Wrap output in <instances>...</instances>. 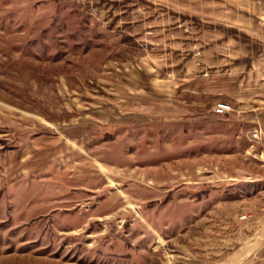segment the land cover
Here are the masks:
<instances>
[{
    "label": "rangeland",
    "instance_id": "rangeland-1",
    "mask_svg": "<svg viewBox=\"0 0 264 264\" xmlns=\"http://www.w3.org/2000/svg\"><path fill=\"white\" fill-rule=\"evenodd\" d=\"M263 244L264 0H0V264Z\"/></svg>",
    "mask_w": 264,
    "mask_h": 264
},
{
    "label": "built area",
    "instance_id": "built-area-1",
    "mask_svg": "<svg viewBox=\"0 0 264 264\" xmlns=\"http://www.w3.org/2000/svg\"><path fill=\"white\" fill-rule=\"evenodd\" d=\"M231 110H232V107L228 103H219L214 108V112L216 115H224Z\"/></svg>",
    "mask_w": 264,
    "mask_h": 264
},
{
    "label": "crops",
    "instance_id": "crops-1",
    "mask_svg": "<svg viewBox=\"0 0 264 264\" xmlns=\"http://www.w3.org/2000/svg\"><path fill=\"white\" fill-rule=\"evenodd\" d=\"M254 246H255V249H251V251H255V253L256 252H258L259 251V248H256V245L255 244H253ZM264 245V244H263ZM262 245V249L264 250V246Z\"/></svg>",
    "mask_w": 264,
    "mask_h": 264
}]
</instances>
